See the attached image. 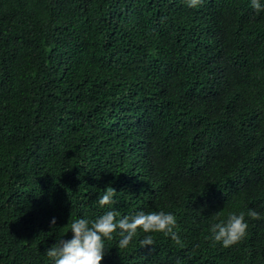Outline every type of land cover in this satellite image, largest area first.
Here are the masks:
<instances>
[{
	"label": "trees",
	"instance_id": "16d2710c",
	"mask_svg": "<svg viewBox=\"0 0 264 264\" xmlns=\"http://www.w3.org/2000/svg\"><path fill=\"white\" fill-rule=\"evenodd\" d=\"M113 208L173 213L180 242L138 229L119 249L117 230L101 264H264L251 0H0V264H53L72 221ZM249 209L239 243L211 238L216 213Z\"/></svg>",
	"mask_w": 264,
	"mask_h": 264
},
{
	"label": "clouds",
	"instance_id": "9594fccd",
	"mask_svg": "<svg viewBox=\"0 0 264 264\" xmlns=\"http://www.w3.org/2000/svg\"><path fill=\"white\" fill-rule=\"evenodd\" d=\"M202 0H187L189 7H197ZM253 9L259 13L264 10V5L260 0H251ZM116 189L109 187L104 194L99 197L98 203L101 207L114 205ZM251 219H260L261 214L254 209H249L247 213L240 212L229 214L226 219L220 213H216V222L211 225V238L215 242H221L223 247H230L239 243L247 234L249 227L245 216ZM51 223H56L55 218ZM177 219L173 213L163 210L145 213L138 211L132 215H124L114 208L104 212L95 219L78 218L69 225L72 232L71 239H59L46 254L53 260V264H101L105 255V240H112L113 233L119 230L121 239L118 242L119 249H125L136 236L138 229L144 233H164L170 235L177 243L180 242L175 228ZM143 247L154 246L155 241L151 235H146L140 240Z\"/></svg>",
	"mask_w": 264,
	"mask_h": 264
}]
</instances>
